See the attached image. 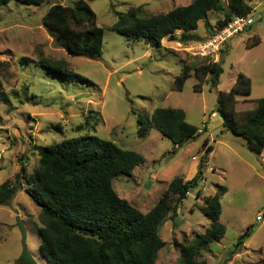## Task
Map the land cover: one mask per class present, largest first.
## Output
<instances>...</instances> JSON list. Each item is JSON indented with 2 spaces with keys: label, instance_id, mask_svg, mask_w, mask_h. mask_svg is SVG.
<instances>
[{
  "label": "rangeland",
  "instance_id": "374dc122",
  "mask_svg": "<svg viewBox=\"0 0 264 264\" xmlns=\"http://www.w3.org/2000/svg\"><path fill=\"white\" fill-rule=\"evenodd\" d=\"M75 1L12 2L0 7V88L10 99L9 105L0 104V186L8 181L20 188L9 204L0 205V264H23L18 217L26 228L34 264H52L40 253V209L25 191L28 184L22 177L18 182V176L23 168L28 176L34 174L39 148L87 135L145 157L131 176L113 180L118 195L143 213L155 207L175 178L191 180L208 155L199 187L160 229L165 246L157 264H180L184 240L193 241L195 234L210 227L203 212L204 198L215 196L220 187L226 189L220 199L226 234L219 243L205 246L198 260L264 264V151L258 155L248 149L245 139L226 131L215 113L218 92H230L239 74L252 81L247 99L264 98V0L250 3L254 25L210 54L202 49L212 35L204 21L194 32L197 41L183 42L182 32L177 31L174 41L164 38L160 47L112 31L117 13L143 7L149 17L194 0H86L97 15V25L104 29L101 55L95 59L68 56L43 25L50 7ZM223 18L222 12H210L208 21L214 26ZM258 40V46L248 48ZM41 59L64 60L92 84L65 82L41 68ZM211 63L223 68L216 88H211L210 75L201 79L192 71L184 89H174L184 67L193 70ZM243 99L239 97V111L252 106ZM168 108L184 111L187 122L199 128L200 135L181 148L151 125L154 111ZM89 114L95 118L87 125ZM142 124L146 136L139 134ZM247 230L249 236L240 240Z\"/></svg>",
  "mask_w": 264,
  "mask_h": 264
},
{
  "label": "trees",
  "instance_id": "16d2710c",
  "mask_svg": "<svg viewBox=\"0 0 264 264\" xmlns=\"http://www.w3.org/2000/svg\"><path fill=\"white\" fill-rule=\"evenodd\" d=\"M45 0H0V7L12 2L39 5ZM254 0H194L190 5L178 7L168 13L146 17L143 7L127 13H117L112 27L125 37L160 47L161 40H175V33L182 32V41L199 38L194 34L199 23H206L212 35L224 28L235 16L250 15ZM210 12H222L223 19L216 25L208 21ZM43 25L53 35L57 47L70 57H100L104 29L97 25V15L86 0H76L72 5L56 4L43 17ZM214 32V33H213ZM211 35V36H212ZM260 40L248 48L256 47ZM27 59L21 63L27 64ZM40 67L65 82L92 84L75 73L64 60H40ZM192 71L203 79L210 75L211 88L219 84L223 68L211 63L196 69L184 67L174 82V89L182 91L191 78ZM252 81L239 74L230 92H218L215 113L222 119L226 131L242 137L248 149L261 155L264 151V98L252 101ZM239 97L252 105L239 111ZM0 104L9 105L8 95L0 88ZM95 118L87 116V125ZM153 128L170 139L176 148L196 139L199 128L187 122L186 114L178 109H156L151 118ZM146 127L140 125L139 134L146 136ZM206 140L204 142V145ZM39 164L34 174L21 176L28 184L25 190L40 209V253L52 264H157L159 252L165 242L160 229L168 215L176 213L189 193L198 188L203 179L201 160L197 174L188 181L175 178L155 207L148 213L135 208L121 198L113 186L120 176H131L145 163V157L135 151L118 147L111 141L96 136H82L62 141L50 147L39 148ZM212 146L209 151H212ZM20 190L18 184L5 182L0 186V205L13 200ZM226 193L220 187L215 196L204 198L203 212L210 220V227L203 234H195L193 241L185 239L180 245V264H207L198 260L201 250L219 243L226 234L221 221V197ZM197 198L201 197L197 192ZM250 230L241 236H249Z\"/></svg>",
  "mask_w": 264,
  "mask_h": 264
},
{
  "label": "built area",
  "instance_id": "2783aa9c",
  "mask_svg": "<svg viewBox=\"0 0 264 264\" xmlns=\"http://www.w3.org/2000/svg\"><path fill=\"white\" fill-rule=\"evenodd\" d=\"M253 25L252 15L235 16L224 28L209 37L202 45L203 52L210 54L219 51L234 37L244 34Z\"/></svg>",
  "mask_w": 264,
  "mask_h": 264
},
{
  "label": "water",
  "instance_id": "95a60500",
  "mask_svg": "<svg viewBox=\"0 0 264 264\" xmlns=\"http://www.w3.org/2000/svg\"><path fill=\"white\" fill-rule=\"evenodd\" d=\"M17 226L20 230V234H21V237H22V240H21V244H22V255L20 257V262L23 263V264H34V261L31 257V255L29 254V250H28V247H27V243H26V240H27V231H26V228L22 222V220L20 219V217L17 218Z\"/></svg>",
  "mask_w": 264,
  "mask_h": 264
}]
</instances>
